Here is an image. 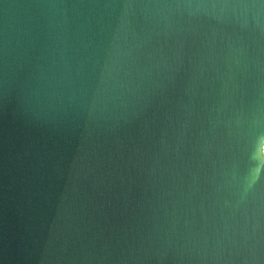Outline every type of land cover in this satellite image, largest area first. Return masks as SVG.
<instances>
[{"label": "water", "instance_id": "water-1", "mask_svg": "<svg viewBox=\"0 0 264 264\" xmlns=\"http://www.w3.org/2000/svg\"><path fill=\"white\" fill-rule=\"evenodd\" d=\"M0 264H264V0H0Z\"/></svg>", "mask_w": 264, "mask_h": 264}]
</instances>
